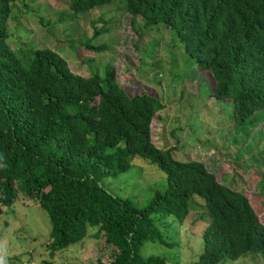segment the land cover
<instances>
[{"label": "trees", "instance_id": "trees-1", "mask_svg": "<svg viewBox=\"0 0 264 264\" xmlns=\"http://www.w3.org/2000/svg\"><path fill=\"white\" fill-rule=\"evenodd\" d=\"M14 1L0 0V214L18 195L36 202L49 220V255L90 236L100 250H110L105 264H166L159 256L141 257L140 247L162 241L156 222L172 216L181 223L197 197L209 220L192 264L235 260L247 252L264 264V225L247 193L218 182L201 161L176 159L153 142L152 119L164 108L160 98L128 96L111 65L103 76L72 73L46 47L22 62L7 43ZM111 1L68 0V8L86 12ZM123 2L131 22L140 16L146 27L162 24L184 55L210 73V96L232 107V142L248 136L254 114L264 118V0ZM85 46L98 51L105 45ZM137 158L165 175L162 189L142 206L101 185ZM256 182L264 192V174Z\"/></svg>", "mask_w": 264, "mask_h": 264}, {"label": "rangeland", "instance_id": "rangeland-1", "mask_svg": "<svg viewBox=\"0 0 264 264\" xmlns=\"http://www.w3.org/2000/svg\"><path fill=\"white\" fill-rule=\"evenodd\" d=\"M7 32V43L22 62H27L33 49L46 47L58 53L72 73L103 76L104 67L111 65L116 82L128 96L157 95L164 108L152 119L153 142L170 149L176 159L201 161L218 182L247 193L264 225V192L262 184L256 182L259 174H264V135L255 134L260 129L264 132V118L255 113L245 129L248 136L238 135L233 143L232 107L227 100L223 103L210 96V73L184 55L162 24L146 27L140 16L131 22L123 0L78 13L69 10L68 0H15ZM86 42L105 46L93 51ZM131 163L127 171L103 178L101 185L113 195L128 197L142 206L153 191L162 189L165 175L140 158L131 159ZM192 199L181 223L172 216L156 222L162 241H145L139 250L141 257L159 256L166 264H192L196 260L202 249L201 231L209 216L203 201ZM48 231L46 212L18 195L0 214V259L4 264L106 263L110 250H100L98 240L90 236L49 255ZM216 264L263 262L258 254L247 252Z\"/></svg>", "mask_w": 264, "mask_h": 264}, {"label": "clouds", "instance_id": "clouds-1", "mask_svg": "<svg viewBox=\"0 0 264 264\" xmlns=\"http://www.w3.org/2000/svg\"><path fill=\"white\" fill-rule=\"evenodd\" d=\"M0 264H4V261L2 259H0Z\"/></svg>", "mask_w": 264, "mask_h": 264}]
</instances>
